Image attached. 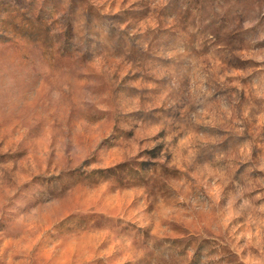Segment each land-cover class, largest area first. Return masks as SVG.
I'll list each match as a JSON object with an SVG mask.
<instances>
[{"label":"rangeland","instance_id":"obj_1","mask_svg":"<svg viewBox=\"0 0 264 264\" xmlns=\"http://www.w3.org/2000/svg\"><path fill=\"white\" fill-rule=\"evenodd\" d=\"M0 264H264V0H0Z\"/></svg>","mask_w":264,"mask_h":264}]
</instances>
